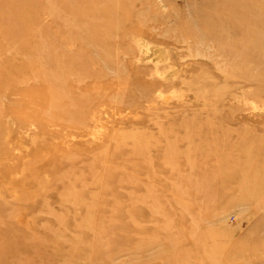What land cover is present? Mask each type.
<instances>
[{
	"label": "rangeland",
	"instance_id": "1",
	"mask_svg": "<svg viewBox=\"0 0 264 264\" xmlns=\"http://www.w3.org/2000/svg\"><path fill=\"white\" fill-rule=\"evenodd\" d=\"M48 1L0 45V264H264V0L221 27L224 0H117L93 41ZM40 24L87 69L70 118L40 105Z\"/></svg>",
	"mask_w": 264,
	"mask_h": 264
},
{
	"label": "bare ground",
	"instance_id": "2",
	"mask_svg": "<svg viewBox=\"0 0 264 264\" xmlns=\"http://www.w3.org/2000/svg\"><path fill=\"white\" fill-rule=\"evenodd\" d=\"M51 1L52 0H49L46 5L49 4L51 5ZM57 1L59 2V4L56 3L55 0H53V6L58 7L59 5L60 8L62 9H60V11L57 12V14L52 18L53 24L55 26V30H60V29L68 30L72 22H77L81 17L89 14L90 12H92L91 13L92 15L97 14L98 16L102 17L103 20H105V23L101 22L103 20L99 19V20H94L95 23L93 21L92 26L87 25V28L83 30L87 34V40L93 41L94 37L99 35L97 33L89 32V29L94 27L95 25L96 26L100 25L101 27H107L108 30L113 28L111 25L108 24L107 17H112V15L116 12L115 8L117 7V2H116L117 0H115L114 2L111 0H57ZM39 2L40 0H0V45L2 43L16 44V45L31 43L30 36H32L33 26H36L39 22L40 7H41V5H38ZM83 4L87 6V9L84 11L81 8ZM43 5H45L44 2ZM222 6L224 7L222 9H224L225 10L224 12L226 13L223 15V13L219 11V14L215 21L216 27H221L223 24H227V22L233 21L237 13H240L242 15L243 21L244 20L254 21L256 19V15H255L256 11L251 8L253 4L250 0H224ZM63 11L65 12V14L70 16L69 17L64 16ZM257 16H259V14ZM70 17L71 20L69 19ZM242 24L244 25L245 23ZM55 30H52L51 34L47 36L48 35L47 32L46 34L44 33L45 26L40 24L38 28L34 29V31L36 32V37L37 36L39 37L38 38L39 46L37 47L39 49L36 48L37 50L36 53L34 54L36 56L35 71L37 72V75L40 76L41 78V80L39 79V83L41 84L38 83L37 89L40 88V90H42V88L46 86L44 87V89L45 88L46 89L43 92L46 93L47 96L41 98L40 101L43 102H41L40 105H43L47 99L49 103L54 105V109L57 110L59 114L68 115V117L70 118V115L76 113V109L79 110V107L82 106L80 104L85 99H83L82 96L79 95H72L70 93L67 94L68 86H72L74 83H76L75 82L76 79H74L75 78L74 76H78L77 78H79V80L76 83L77 85H79L78 82L80 83L83 82L84 80L83 76L87 73V69H85V67H82V63L75 58L68 59L66 57V60H62L63 63L61 65H60V61L57 62L51 60L54 54L53 53L54 50L45 49V47H48L49 44L52 45L54 44L53 42H56V37L61 32H56ZM76 36L77 35H71V36L67 35L69 40L67 42H72V43H74L73 41L76 42ZM63 43L64 41H61L58 42L57 45L61 46ZM5 51L12 52L11 50H4L0 48V53ZM14 52H16L15 56L18 57L19 56L18 52H20V55L23 54L24 52L23 47L20 46V48L18 50H15ZM11 62H12V58H8L5 61H1V64H10ZM64 71H66L67 73H64ZM16 72L18 75L23 73V70L21 69L20 65H19V71ZM0 76H1L0 79L5 81V84L1 86L2 92H4L6 95L14 92L11 90L12 86L8 85L9 79L12 78L11 73L6 69L2 68L0 69ZM55 86H57L56 90L54 89ZM21 94H23L22 90H21ZM24 94L30 95V92L26 90ZM63 98H67V100L64 101ZM22 100L24 101V99ZM24 107L27 106L25 105Z\"/></svg>",
	"mask_w": 264,
	"mask_h": 264
}]
</instances>
